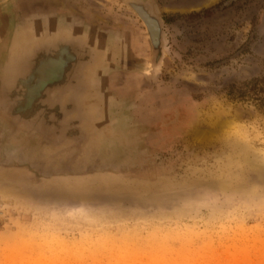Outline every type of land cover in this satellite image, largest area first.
<instances>
[{
    "label": "rangeland",
    "instance_id": "374dc122",
    "mask_svg": "<svg viewBox=\"0 0 264 264\" xmlns=\"http://www.w3.org/2000/svg\"><path fill=\"white\" fill-rule=\"evenodd\" d=\"M0 264H264V0H0Z\"/></svg>",
    "mask_w": 264,
    "mask_h": 264
},
{
    "label": "water",
    "instance_id": "95a60500",
    "mask_svg": "<svg viewBox=\"0 0 264 264\" xmlns=\"http://www.w3.org/2000/svg\"><path fill=\"white\" fill-rule=\"evenodd\" d=\"M142 18H143V20L145 22V25L147 26V29L149 31V35L151 37V40L153 42H156L157 37H158V29H157V27L145 15ZM38 73H39V71H38Z\"/></svg>",
    "mask_w": 264,
    "mask_h": 264
},
{
    "label": "bare ground",
    "instance_id": "6f19581e",
    "mask_svg": "<svg viewBox=\"0 0 264 264\" xmlns=\"http://www.w3.org/2000/svg\"><path fill=\"white\" fill-rule=\"evenodd\" d=\"M41 53V52H40ZM53 54H55V53H53ZM52 55V54H51ZM35 56V55H34ZM52 56H54V55H52ZM39 58V57H38ZM50 66L48 67V68H46V67H43V70L44 69H48V70H51V64H49ZM73 68V67H72ZM70 77V76H69ZM68 83V82H67ZM48 84V83H47ZM60 91V90H59ZM17 99V98H16ZM20 115V114H19ZM20 118V117H19ZM29 120V119H28ZM30 123H32V122H30ZM38 129V128H37Z\"/></svg>",
    "mask_w": 264,
    "mask_h": 264
}]
</instances>
